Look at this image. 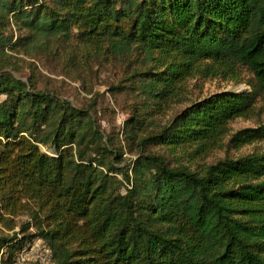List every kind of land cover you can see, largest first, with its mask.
Returning <instances> with one entry per match:
<instances>
[{"label":"trees","instance_id":"1","mask_svg":"<svg viewBox=\"0 0 264 264\" xmlns=\"http://www.w3.org/2000/svg\"><path fill=\"white\" fill-rule=\"evenodd\" d=\"M54 40L102 58L143 54L152 67L135 78L165 103L189 79L237 81L242 69L264 93V0H0L1 199L27 202L20 209L36 220L55 264H264V153L200 173L143 155L122 193L131 181L115 165L121 155L110 158L88 115L10 70L18 47ZM256 95L193 104L139 146L157 140L205 153L252 111ZM250 132L235 140L257 137ZM29 239L0 238L1 264H14Z\"/></svg>","mask_w":264,"mask_h":264},{"label":"rangeland","instance_id":"2","mask_svg":"<svg viewBox=\"0 0 264 264\" xmlns=\"http://www.w3.org/2000/svg\"><path fill=\"white\" fill-rule=\"evenodd\" d=\"M12 31L14 36L18 34L15 28ZM10 55L14 57L10 70L17 79L29 80L36 89L45 90L83 111L98 129L102 143L109 148L110 158L114 152L121 155L115 165L127 169L131 181L123 183L122 193L132 187L134 163L143 155H159L170 167L200 173L225 158L264 153V93L254 89L256 82L246 69L241 70L237 81L219 77L189 79L180 93L165 103L145 88L144 78H135L152 67L145 56L137 52L102 58L73 41L54 40L43 49H35L31 44L23 49L18 47ZM225 93L257 95L252 111L231 121L227 134L215 147L201 153L195 146L156 140L140 148L141 139L158 135L189 106ZM245 130L257 137L236 141V135ZM39 150L50 158L55 156L52 147L39 146ZM112 175L124 182L120 173ZM1 197L0 193V238H42L37 233L36 220L30 218L25 209H20L27 202L19 203L11 196L9 199ZM7 258V249L0 247V264Z\"/></svg>","mask_w":264,"mask_h":264},{"label":"built area","instance_id":"3","mask_svg":"<svg viewBox=\"0 0 264 264\" xmlns=\"http://www.w3.org/2000/svg\"><path fill=\"white\" fill-rule=\"evenodd\" d=\"M14 264H55L53 252L42 238H30L16 252Z\"/></svg>","mask_w":264,"mask_h":264}]
</instances>
